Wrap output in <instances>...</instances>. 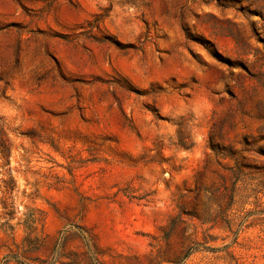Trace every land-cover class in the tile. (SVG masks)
<instances>
[{
	"label": "rangeland",
	"instance_id": "1",
	"mask_svg": "<svg viewBox=\"0 0 264 264\" xmlns=\"http://www.w3.org/2000/svg\"><path fill=\"white\" fill-rule=\"evenodd\" d=\"M1 136L0 264H264V0H0Z\"/></svg>",
	"mask_w": 264,
	"mask_h": 264
},
{
	"label": "trees",
	"instance_id": "2",
	"mask_svg": "<svg viewBox=\"0 0 264 264\" xmlns=\"http://www.w3.org/2000/svg\"><path fill=\"white\" fill-rule=\"evenodd\" d=\"M0 152L6 156H8L11 153V149L6 141V139L4 138V136L0 137ZM10 189L12 190L15 187V180L13 178L10 179L9 183ZM29 238H26L25 241H29ZM31 249H36V246H31Z\"/></svg>",
	"mask_w": 264,
	"mask_h": 264
}]
</instances>
